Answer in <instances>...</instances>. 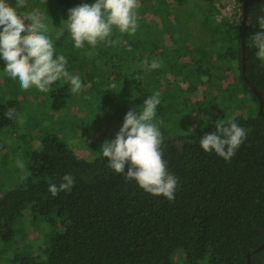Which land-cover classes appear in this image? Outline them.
Here are the masks:
<instances>
[{"label": "trees", "instance_id": "16d2710c", "mask_svg": "<svg viewBox=\"0 0 264 264\" xmlns=\"http://www.w3.org/2000/svg\"><path fill=\"white\" fill-rule=\"evenodd\" d=\"M191 1L139 0L135 35L114 29V46L85 42L77 49L67 29L68 10L95 0H26L22 10L43 13L48 26L43 34L55 53L67 58V70L80 76L86 89L73 94L68 84L57 81L50 86L53 91L44 107L21 99L16 85L13 97H0V138L28 109L29 118L42 120L33 128L38 130L39 144L24 156L21 172L15 170L14 160V166L6 160L0 142V264H249V255L252 264H264V249L256 252L264 243V117L243 73L245 38L246 75L264 97V62L256 57L257 49L248 46L255 32L264 31L257 24V17H264V0L250 6L246 32L242 22L231 26L227 36L222 25L206 21L201 14L195 19ZM165 38L179 43L180 51L146 50L154 39ZM132 44L135 48L130 50ZM189 53L197 61L188 74L190 85L168 82V71L186 70ZM215 53L220 56L215 58ZM153 60L163 66L149 70ZM1 68L0 81L14 83ZM232 68L238 76L234 86L227 74ZM194 78L206 86L200 90H205L201 98L191 100L200 96L203 86L196 87ZM156 92L161 103L153 122L162 133L168 171L178 178L174 201L153 196L108 168L100 152L103 142L90 144L87 155L80 158L75 144L69 145L73 140L64 136L68 125L61 116L78 97L80 105L93 101L123 123L129 110H142L143 101ZM226 105L231 111L235 107L243 111L233 113L231 120L247 129V139L228 162L200 146V138L214 132L215 124L186 127L196 107L197 112L209 114L210 109L222 111ZM9 107L16 109L15 121L4 115ZM65 174L75 178L72 191L53 197L49 184H59ZM30 211L50 231L49 244L39 252L22 248L23 241L15 235Z\"/></svg>", "mask_w": 264, "mask_h": 264}, {"label": "clouds", "instance_id": "9594fccd", "mask_svg": "<svg viewBox=\"0 0 264 264\" xmlns=\"http://www.w3.org/2000/svg\"><path fill=\"white\" fill-rule=\"evenodd\" d=\"M25 6L26 0H15L14 5L9 0H0V59L6 64L4 72L9 78L18 80L25 91L34 87L48 92L50 86L60 80L70 86L73 94L84 91L86 85L81 77L67 70V58L57 55L51 40L43 34L48 31L43 13L37 9L22 11ZM138 7L139 0H95L92 4L81 3L70 8L66 22L74 47L81 49L85 42L91 46L98 42L114 46L117 43L111 38L114 29L135 35L139 28ZM257 24L264 29V17H257ZM250 41L248 46L256 48V57L264 62V31L255 32ZM162 66V61L153 60L149 70ZM160 97L156 92L143 101L141 111L129 110L115 139L104 141L100 152L107 158L108 168L121 174L126 181H135L145 192L174 201L178 178L168 171L161 147L162 133L158 123L153 122ZM4 115L15 121L16 109L9 107ZM208 119L203 116L205 126ZM214 124L215 131L200 138V146L204 152H215L228 162L247 139V129L235 120L226 122L217 118ZM16 166L22 169L25 164L17 159ZM74 185V176L65 174L59 184L50 183L48 191L56 197L61 192L70 193Z\"/></svg>", "mask_w": 264, "mask_h": 264}, {"label": "rangeland", "instance_id": "374dc122", "mask_svg": "<svg viewBox=\"0 0 264 264\" xmlns=\"http://www.w3.org/2000/svg\"><path fill=\"white\" fill-rule=\"evenodd\" d=\"M189 7L190 14L195 19L201 17L199 15L201 14L206 19V21L216 22L218 26L222 25V32L226 36L230 32L231 26H240L243 22V3L238 2L237 0H212L211 2H206L204 0H192ZM173 20L175 21L176 18L174 17ZM25 23H28V21H25ZM192 29L193 28H191V30ZM190 32L194 33L195 31L193 29ZM223 41H225V37H221V42ZM153 42V44H148L149 47L146 49L147 51H152L154 49L155 51L157 50L156 52L161 53L164 47H171L172 49H177V47H179V43L178 45H174L171 38H165V40L154 39ZM134 45L135 44H132L130 49L135 48L133 47ZM177 51H180V49H177ZM219 56V53H215V58H218ZM194 58H196L195 55L193 56V54L189 53L188 57H186L184 60L187 71H181V69L177 68L168 71L166 74L168 77V82L173 84L179 83L181 85H190V82L188 81L190 77L188 74L191 73V69L196 66L197 61ZM0 66H2L1 71H4L6 64L3 59H0ZM227 74L229 76V83H232L231 85L233 86L235 83L237 84V81H235L237 76L236 69L232 68ZM192 82H195L196 87L203 85L199 87V91L202 87L206 86V83H203L204 81L200 82L195 78L192 80ZM14 85L18 87L17 91L21 99L28 101V103L34 106L40 107H44V104H47L48 99L50 98L53 91L51 87L49 88L48 92H40L34 87L25 91L21 89L18 80H14V83L9 84L4 79H2V81H0V97L6 99H8L10 96L13 97V90L15 87ZM238 90L239 91L237 92H239V94H241V96L248 101L247 95L242 90V88L238 87ZM197 91L195 90L194 92L197 94ZM204 91H200L198 93L200 96L198 97L196 95L194 98H191V100L201 98L203 96L202 92ZM78 98L75 101L76 105L68 108L65 112V115H62L61 117L68 125V129L64 135L65 138L73 140V142L69 143V145L73 146L75 144L76 148H74L76 153L80 151V154L78 153L77 156L82 158V156L87 155V151H85V149H87L90 144H94L97 141L104 143L106 140L111 141L115 139V136L120 129L118 123L122 125L123 123H121L118 119L110 118L104 113L101 107L93 101H90L89 103V101L86 100V106L80 105V99ZM189 104H191L190 100ZM23 105L28 109L24 103ZM211 106L212 104L208 106V109L211 108ZM226 106L227 107L222 108V111L220 110V107H214L209 110V114H206V112H197L198 107H196V109H194L195 112L192 111V114L189 115L187 120L188 124L186 127H200L202 123L205 122L203 120V116L209 117L207 122L214 124L217 118L224 119L226 121L231 120L234 114L236 115L237 113H243V111L238 107H235V109L231 111V109L228 108L229 106ZM137 111L141 110L138 109ZM29 112L30 111L28 109L27 113H22L18 118L16 126L13 127L14 129L11 131H6V133L0 138L1 147L3 148L2 152L6 156V160L9 161L13 166L14 163L12 160H14L16 163L17 159H21L25 164L26 161L24 156L27 153H31L34 146H38L39 144L37 142L39 136L38 130L33 131V128H36L38 124H41L42 120L41 118L37 121L32 120V118L28 117ZM245 114H247L246 111ZM52 117L56 118L54 115H52ZM21 119L23 120V123L20 122ZM61 121L65 123L62 119ZM42 133H44V129L42 130ZM15 168V170L18 172L23 170V168H18L16 165ZM15 229L16 238H19L20 241H23L22 248L29 247L39 252L41 249H44L47 244H49L50 231L48 227L44 223V220L38 218L37 215L32 211L28 213V218L23 220V225L19 226L18 228L16 227ZM178 264L183 263L179 261Z\"/></svg>", "mask_w": 264, "mask_h": 264}, {"label": "water", "instance_id": "95a60500", "mask_svg": "<svg viewBox=\"0 0 264 264\" xmlns=\"http://www.w3.org/2000/svg\"><path fill=\"white\" fill-rule=\"evenodd\" d=\"M262 0H247L243 3V18H244V24H245V32L248 30L249 26V8L254 3L261 2ZM246 44H245V38H243V53H244V63H243V72L246 74L247 71V65H246ZM246 83L252 88L253 92L256 94V96L259 98V111L260 114L264 117V97L262 93L258 90L257 86L249 80L247 76H245ZM264 249V243L256 250V252H260ZM251 255L248 257L249 264H252L251 261Z\"/></svg>", "mask_w": 264, "mask_h": 264}, {"label": "flooded vegetation", "instance_id": "af4514ba", "mask_svg": "<svg viewBox=\"0 0 264 264\" xmlns=\"http://www.w3.org/2000/svg\"><path fill=\"white\" fill-rule=\"evenodd\" d=\"M246 1H247V0H246ZM258 3H260V2H258ZM243 22H244V18H243ZM244 25H245V24H244ZM244 30H245V29H244ZM243 73H244V72H243ZM245 76H247V75H246V74H244V77H245Z\"/></svg>", "mask_w": 264, "mask_h": 264}]
</instances>
